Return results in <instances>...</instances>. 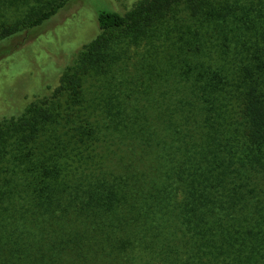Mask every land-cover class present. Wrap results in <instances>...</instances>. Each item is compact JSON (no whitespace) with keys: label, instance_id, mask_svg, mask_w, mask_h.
Returning a JSON list of instances; mask_svg holds the SVG:
<instances>
[{"label":"trees","instance_id":"trees-1","mask_svg":"<svg viewBox=\"0 0 264 264\" xmlns=\"http://www.w3.org/2000/svg\"><path fill=\"white\" fill-rule=\"evenodd\" d=\"M69 1L17 19L0 39ZM30 2L0 0V12ZM178 6L197 25L175 80H162L155 99L87 110L83 77L109 60L117 31L143 30ZM96 21L102 34L58 87L67 139L36 145L39 158L0 176V264H264V0H136ZM40 114L52 116L36 111L31 122Z\"/></svg>","mask_w":264,"mask_h":264},{"label":"rangeland","instance_id":"rangeland-1","mask_svg":"<svg viewBox=\"0 0 264 264\" xmlns=\"http://www.w3.org/2000/svg\"><path fill=\"white\" fill-rule=\"evenodd\" d=\"M30 1L20 13L0 12V36L17 19L19 26L25 25L28 16L47 10L60 0ZM135 1L71 0L41 25L0 39V130L4 129L2 136L6 140L0 147L2 179L15 178L23 161L39 158L40 152L33 149L36 145L48 141L49 146L56 137L67 139L65 96L58 90L61 79L77 65L84 46L102 34L96 21L98 10L123 13ZM196 25L189 12L178 6L143 30L120 28L118 44L109 60L83 77L81 88L87 110L102 115L113 110L112 103L119 97H139L140 101L147 96L157 98L155 90L162 87V80L171 84L179 72L180 48L193 47L187 39H193L188 32L195 31ZM175 87L170 92L177 95L180 88ZM36 111L52 116L45 119L40 114L36 116L38 121L32 123L30 119ZM44 123L47 124L43 127ZM34 131L40 141L28 138ZM62 151L65 154L66 146ZM15 157L22 162L17 164Z\"/></svg>","mask_w":264,"mask_h":264}]
</instances>
